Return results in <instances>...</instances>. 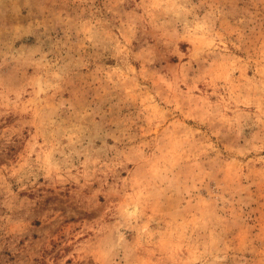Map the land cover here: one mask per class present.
<instances>
[{
    "label": "rangeland",
    "instance_id": "obj_1",
    "mask_svg": "<svg viewBox=\"0 0 264 264\" xmlns=\"http://www.w3.org/2000/svg\"><path fill=\"white\" fill-rule=\"evenodd\" d=\"M0 264H264V0H0Z\"/></svg>",
    "mask_w": 264,
    "mask_h": 264
}]
</instances>
